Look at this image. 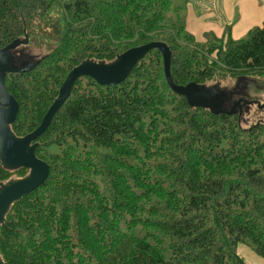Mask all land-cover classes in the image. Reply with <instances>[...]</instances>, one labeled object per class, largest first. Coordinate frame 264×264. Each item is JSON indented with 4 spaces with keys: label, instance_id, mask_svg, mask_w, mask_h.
<instances>
[{
    "label": "trees",
    "instance_id": "1",
    "mask_svg": "<svg viewBox=\"0 0 264 264\" xmlns=\"http://www.w3.org/2000/svg\"><path fill=\"white\" fill-rule=\"evenodd\" d=\"M191 0H0V50L16 40L49 53L6 77L18 137L35 131L72 69L111 63L153 42L173 54L177 86L246 79L264 90V23L234 40L188 29ZM211 12V10H210ZM238 114V113H237ZM192 109L151 51L118 86L79 79L36 141L43 187L0 227L6 264H246L264 258V121ZM56 146L58 151L51 152ZM13 173L0 164V182Z\"/></svg>",
    "mask_w": 264,
    "mask_h": 264
},
{
    "label": "water",
    "instance_id": "2",
    "mask_svg": "<svg viewBox=\"0 0 264 264\" xmlns=\"http://www.w3.org/2000/svg\"><path fill=\"white\" fill-rule=\"evenodd\" d=\"M29 44L28 36L23 40H16L0 50V164L10 172L28 170L29 174L23 178L0 182V227H4L7 216L12 207L22 199L43 187L50 175V166L38 158L36 154L39 144L36 142L51 126L56 114L70 98L76 82L81 78H91L102 86H118L125 82L135 67L153 50H158L163 56L164 71L167 83L178 95L185 97L192 108H207L214 114L234 115L243 106L249 105L240 99L231 108L225 110L222 103L227 95L219 94L216 87L207 88L204 85L190 83L187 86H177L171 76V60L173 54L169 46L162 42H153L132 48L118 55L111 63L97 62L87 59L72 69L60 88L57 98L44 115L40 126L24 137H18L12 130L19 112V104L8 92L5 80L8 75L32 71L41 61L36 63L22 62L16 59L14 51ZM19 62V63H18ZM18 63V65H17ZM240 89L246 88L245 79H240ZM243 82V85L241 84ZM0 264H6L0 256Z\"/></svg>",
    "mask_w": 264,
    "mask_h": 264
},
{
    "label": "rangeland",
    "instance_id": "3",
    "mask_svg": "<svg viewBox=\"0 0 264 264\" xmlns=\"http://www.w3.org/2000/svg\"><path fill=\"white\" fill-rule=\"evenodd\" d=\"M211 1L212 0H191L190 6H192L199 15L201 14L202 17H207L211 14ZM207 22L211 24V19ZM198 38H201V36L199 35ZM46 53L49 52L45 49L36 47L34 44H28L19 47L13 54L16 59H20L22 62L34 64ZM241 84L243 85V82H241ZM204 86L207 88L216 87L219 94L227 95V98L222 103V108L225 110H231L236 102L242 98L245 99V102L251 103L243 106L242 113L238 111L241 127L243 129H248L258 122L264 121V90H257L253 87L252 83L248 85L245 84L246 88L240 89V82L236 79L214 81ZM50 151L56 152L58 149L56 146H53L50 148ZM19 178L20 176L18 173H13L9 180H16ZM238 253L244 258L246 264H264V258L258 256L254 249L248 245L240 244L238 246Z\"/></svg>",
    "mask_w": 264,
    "mask_h": 264
},
{
    "label": "crops",
    "instance_id": "4",
    "mask_svg": "<svg viewBox=\"0 0 264 264\" xmlns=\"http://www.w3.org/2000/svg\"><path fill=\"white\" fill-rule=\"evenodd\" d=\"M210 19L211 24L207 22ZM263 23L264 0H212L209 16L198 17L190 9L188 12V29L199 41H204L205 33L210 32L223 38L227 28H231L232 38L239 40Z\"/></svg>",
    "mask_w": 264,
    "mask_h": 264
}]
</instances>
